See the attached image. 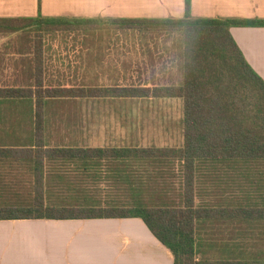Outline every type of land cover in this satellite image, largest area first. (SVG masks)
<instances>
[{"label": "crops", "instance_id": "1", "mask_svg": "<svg viewBox=\"0 0 264 264\" xmlns=\"http://www.w3.org/2000/svg\"><path fill=\"white\" fill-rule=\"evenodd\" d=\"M184 13V0H0V19L96 21L41 34L39 64L47 88L181 85V43L178 48L162 46L166 37L180 41L179 34L128 30L111 21L182 19ZM190 15L264 23V0H190ZM230 34L264 82V26L232 27ZM34 44L31 31L0 32V89L33 88ZM176 100L49 99L43 102L37 134L34 99L0 98V198L33 199L40 182L46 199L182 207L180 162L42 158L43 152L56 150L179 149L183 139L177 144L163 136L175 129L165 121L172 118L163 106ZM154 128L162 131L152 132ZM195 206L230 213L196 222V261L264 264V217H246L251 211L264 213V160L197 163ZM0 264H174V258L138 218L30 219L0 221Z\"/></svg>", "mask_w": 264, "mask_h": 264}, {"label": "trees", "instance_id": "2", "mask_svg": "<svg viewBox=\"0 0 264 264\" xmlns=\"http://www.w3.org/2000/svg\"><path fill=\"white\" fill-rule=\"evenodd\" d=\"M184 7L182 19L111 21V24L120 22L128 30L180 34L181 85L152 89L47 88L43 85V70L39 64L41 34L76 30L85 23L96 21L41 16L35 19H0V32L34 30L37 33L33 88L0 89V98L35 100L37 134L41 129V111L45 100L121 96L180 100L183 139L182 147L175 150H56L42 153V158L52 160L180 162L183 180L180 208L120 206L87 198L46 199L44 185L37 182L33 199L15 202L0 198V221L138 218L170 251L174 264H242L195 260L196 222L230 215L223 210L195 206V169L196 164L201 162L264 160V82L247 64L230 34L232 27H261L264 23L195 19L190 15V0H184ZM35 157L40 158V153L37 152ZM16 158L21 157L17 155ZM246 217L262 218L264 213L251 211Z\"/></svg>", "mask_w": 264, "mask_h": 264}, {"label": "rangeland", "instance_id": "3", "mask_svg": "<svg viewBox=\"0 0 264 264\" xmlns=\"http://www.w3.org/2000/svg\"><path fill=\"white\" fill-rule=\"evenodd\" d=\"M29 31H31L34 34H37V33H35L36 31H34V30H29ZM163 40H165V41H164V43H162V46H166V47H170V48H172V47L178 48V44L181 43V38H180V41H179V37L178 36L166 37L165 39L163 38ZM33 47H34L35 50L37 49L35 44H34ZM177 65H178V63H177ZM177 69H178V67H177ZM167 105L163 106V107H165V109L162 110V111L163 112H168V113L170 112L172 119L165 120V121L172 122L174 124V126H175V129L172 131L170 136H167V135H163V136L166 137V138H171V142L179 144L182 141L181 140L182 139L181 138V136H182L181 135L182 134L181 101L180 100H176L174 103L170 102ZM163 107L160 106V108H163ZM152 110H154V109L152 108ZM160 122H162V121H160ZM152 130H153L152 132L162 131V129L155 130V128L152 129ZM165 132H167V130ZM160 139L163 140L164 138H160Z\"/></svg>", "mask_w": 264, "mask_h": 264}]
</instances>
